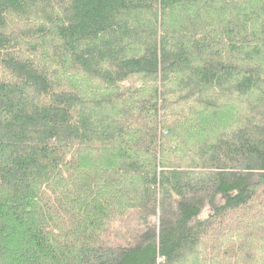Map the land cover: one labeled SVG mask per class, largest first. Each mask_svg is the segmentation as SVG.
Returning a JSON list of instances; mask_svg holds the SVG:
<instances>
[{
    "label": "trees",
    "instance_id": "16d2710c",
    "mask_svg": "<svg viewBox=\"0 0 264 264\" xmlns=\"http://www.w3.org/2000/svg\"><path fill=\"white\" fill-rule=\"evenodd\" d=\"M0 264H264V0H0Z\"/></svg>",
    "mask_w": 264,
    "mask_h": 264
},
{
    "label": "rangeland",
    "instance_id": "374dc122",
    "mask_svg": "<svg viewBox=\"0 0 264 264\" xmlns=\"http://www.w3.org/2000/svg\"><path fill=\"white\" fill-rule=\"evenodd\" d=\"M207 212V211H206Z\"/></svg>",
    "mask_w": 264,
    "mask_h": 264
}]
</instances>
